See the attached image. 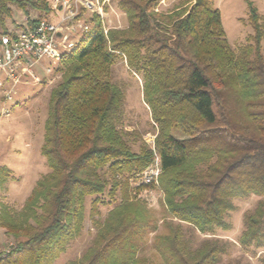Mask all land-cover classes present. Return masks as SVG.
<instances>
[{
	"label": "trees",
	"instance_id": "16d2710c",
	"mask_svg": "<svg viewBox=\"0 0 264 264\" xmlns=\"http://www.w3.org/2000/svg\"><path fill=\"white\" fill-rule=\"evenodd\" d=\"M159 1L118 0L126 27L104 32L94 14L61 55L40 147L48 171L19 210L0 204V227L14 240L0 264H54L80 234L88 198L95 234L86 252L65 264H151L138 256L149 232L162 264H224L226 241L207 237L195 246L184 225L211 236L227 230L233 200L248 195L263 199L245 214L238 242L264 245V19L249 4L253 34L235 50L212 0H182L167 12L156 10ZM11 5L27 16L38 12L31 25L51 12L48 0H0V33ZM120 59L142 80L154 150L123 127L124 94L109 79ZM156 155L159 233L134 193L148 185L132 186ZM7 175L1 167L0 181ZM100 206L110 207L104 217Z\"/></svg>",
	"mask_w": 264,
	"mask_h": 264
},
{
	"label": "rangeland",
	"instance_id": "374dc122",
	"mask_svg": "<svg viewBox=\"0 0 264 264\" xmlns=\"http://www.w3.org/2000/svg\"><path fill=\"white\" fill-rule=\"evenodd\" d=\"M51 12L42 15L53 23H61L64 16L63 9L53 8L51 0H48ZM94 1V0H92ZM182 0H160L156 10L167 12L173 10ZM101 13L94 9L79 6L77 20H68L72 24L69 32H77L83 24L89 22L94 15H98L104 21V26L124 28L127 25L126 16L120 10L118 0H98ZM213 6L220 12L221 22L230 46L237 49L246 43L247 37L253 34V28L249 19V4L257 9L258 15L264 19V0H212ZM11 17L6 20V27H12L28 20L38 18V12H31L29 16L20 9L11 5ZM72 21V22H71ZM82 34V33H81ZM78 35V34H77ZM81 35L78 36L80 38ZM264 55V44H262ZM43 65H51L52 73L46 75ZM57 63L42 62L36 69L38 78L29 79L18 89L17 102L9 117L0 119V168L8 170V175L0 181V204L4 203L12 210H19L37 179L48 171L44 157L41 155L40 147L43 142L44 121L47 117V105L51 89L61 81V74L55 72ZM111 82L116 83L124 94V115L122 116L123 127L127 130L139 132L142 140L149 146L154 145L156 130L151 122L147 105L143 101L142 80L140 76L131 72L124 59L118 60L111 68L109 76ZM173 134L181 139L183 135L178 131ZM140 141L132 147L137 149ZM142 184L137 177L132 186ZM148 187L138 190L136 197L144 200L146 206L151 210L153 218L157 221L160 232L163 209L160 205L162 193L155 184H147ZM263 197L248 195L244 198L233 200V209L225 215L227 230L215 229V235L200 234L184 225L186 236L190 238L193 245H198L207 237H216L226 241L227 249L222 256L221 263L224 264H264V245L261 247L244 248L239 245V237L244 229V216L252 211L259 200ZM91 198L85 205L83 228L60 254L54 264H65L68 261L77 260L90 247L95 229L89 218V206ZM110 207L100 206V215L104 217ZM187 228V230H186ZM155 232H149L145 236L146 243L138 252V256L145 262L151 264H162L158 253L152 247V239ZM0 230V252L9 249L14 244L13 238H6Z\"/></svg>",
	"mask_w": 264,
	"mask_h": 264
},
{
	"label": "built area",
	"instance_id": "2783aa9c",
	"mask_svg": "<svg viewBox=\"0 0 264 264\" xmlns=\"http://www.w3.org/2000/svg\"><path fill=\"white\" fill-rule=\"evenodd\" d=\"M105 1L108 0H103ZM98 3V0H51L54 9L59 7L64 11L61 23L55 24L42 18L32 25L28 22L20 23L0 33V119L12 114L19 87L28 83L29 79L38 78L37 67L42 62L57 63L64 52L74 47L78 36L90 27V22H87L79 31L69 32L72 24L68 25L66 21L77 20L79 6L91 11L97 7V11L101 13ZM42 68L46 75L53 71L51 65H43ZM151 147L154 150L153 144ZM160 172V161L156 155L139 177L143 184L157 185ZM5 252L6 249L0 252V256Z\"/></svg>",
	"mask_w": 264,
	"mask_h": 264
},
{
	"label": "crops",
	"instance_id": "0c3cea01",
	"mask_svg": "<svg viewBox=\"0 0 264 264\" xmlns=\"http://www.w3.org/2000/svg\"><path fill=\"white\" fill-rule=\"evenodd\" d=\"M102 20V19H101ZM104 21L102 20V25H103V27H104V29H106V30H108L109 28H112V27H107V26H104ZM0 230H1V232L4 234V231H3V229L0 227ZM5 239H6V237H5V235L3 236V242L5 241Z\"/></svg>",
	"mask_w": 264,
	"mask_h": 264
}]
</instances>
